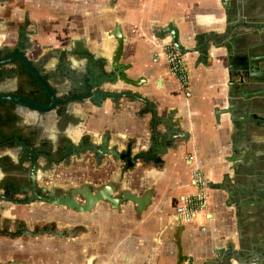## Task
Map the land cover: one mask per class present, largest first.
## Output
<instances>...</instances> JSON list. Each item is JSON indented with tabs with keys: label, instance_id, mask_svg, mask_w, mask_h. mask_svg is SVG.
Here are the masks:
<instances>
[{
	"label": "crops",
	"instance_id": "0c3cea01",
	"mask_svg": "<svg viewBox=\"0 0 264 264\" xmlns=\"http://www.w3.org/2000/svg\"><path fill=\"white\" fill-rule=\"evenodd\" d=\"M239 2L244 16L236 15L233 5L238 1L232 0H0V51L13 53L23 46L25 57L57 98L68 100L61 115L20 106L14 110L16 127L30 139V146L23 143L26 151L42 153L36 157L39 187L47 179L52 184L51 178L57 176L59 168L50 162L59 139L75 147L98 144L106 134L108 145L118 152L133 144L132 153H145L147 141L165 132L166 126L157 119L178 122V134H185L182 141L174 142V149L159 157V164L137 162L124 175L121 190L136 196L150 192L149 205L140 214L130 203L117 211L99 203L91 213L78 214L61 207L53 212L39 206L18 209L1 201L9 206L0 205V264H176L174 212L193 192L188 157L202 162L210 188L207 210L181 225L182 255L202 264L215 260L217 250L228 252L227 245L236 251L239 242L253 239L250 222L256 204L250 194L256 180L264 179V171L259 174L254 168V144L264 146V132L238 135L240 111L214 115V110L228 109V101L238 104L237 97L228 98L229 82L249 84L234 59L235 32L242 30L250 39L256 13L250 0ZM115 28L123 37L118 63L127 68L126 78L145 83L139 87L105 83L100 89L137 94L153 112L130 98L117 104L106 101L100 108L76 100L87 93L90 81L109 74L117 48ZM173 38L188 70L189 98L179 91L164 60V47ZM25 81L7 77L0 81V93H13ZM244 114L250 117L249 107ZM77 157L67 159L73 187L118 182L121 164L111 157L95 161L89 152ZM23 158L20 144L0 148V177L3 168H27L28 164H21ZM35 212H40L38 218L29 216ZM35 221L55 223L59 232L76 231L67 238L9 236L21 223H31L26 229L32 232L41 229L43 225Z\"/></svg>",
	"mask_w": 264,
	"mask_h": 264
},
{
	"label": "water",
	"instance_id": "95a60500",
	"mask_svg": "<svg viewBox=\"0 0 264 264\" xmlns=\"http://www.w3.org/2000/svg\"><path fill=\"white\" fill-rule=\"evenodd\" d=\"M112 36L116 40L117 48L111 63L109 74L106 76H101L99 80L95 79L94 83L93 81H90L86 85V90L88 89L87 93L76 97V100L82 103H85L87 101V103H91L94 107L100 108L102 104L106 101L117 104L119 103L120 99L130 98L135 101H139L146 104L148 106L149 111L153 112V109L150 104L146 100L140 98L137 94H131L127 92L115 93L112 91H103L100 89L101 84L105 83H108L110 86H114L116 82H121L131 87H139L140 85L145 83L143 79L130 80L126 78L125 71L127 70V68L118 63L121 55L123 37L119 34L118 28L114 29ZM171 45L176 51L181 54V50L179 49V45L176 43V39L173 38ZM15 60L21 63L27 73L45 92L49 99V103L47 105H40L25 97L12 93H0V101L13 102L20 107H24L28 110L37 113H48L51 111H55L56 105L58 103L57 95L52 89V87L49 85L45 77L27 60L24 55L23 46L18 47L16 53L10 54L5 58H0V66H6ZM234 87H237V85L231 84L229 82L228 98L230 100L234 97ZM237 103L238 104L234 106L235 103L233 104L231 103V101H228V109H225V111L214 110L215 117L217 118L220 114L231 113L233 112V110L235 112L240 111L241 113H243V115H240L237 118L236 129L238 135H240L241 137H243L244 135L247 136L246 134L249 132V130H253V132H264V126H256V124L253 123L254 120L244 114L245 110H247L248 108V103L242 100H239ZM157 121L166 126L165 132L160 133L158 135H154L152 140L147 141L148 149L145 153L142 151L132 153L133 144L126 145L123 151L118 152L116 146L112 147L108 145V137L106 134H104L98 144H81L72 147L71 151H68L66 155H64L65 157H67L72 154L77 157L78 153L89 152L92 153L93 159L95 161H100L105 156L111 157L113 163L121 164L117 183L107 182L94 188L90 187L87 184H82L78 187L71 188L68 191H60L53 189L46 190L44 188H41V195H37L35 192V174L33 173V171H29L30 187L31 191H33V197L27 200L17 202L16 200L0 196V200H2L3 202H9L13 205H29L33 203V201L37 200L41 203H45L53 207H61L78 214L91 213L95 206L99 203L108 204L109 208L115 211L119 210L121 205L130 203L134 206L135 213L140 214L149 205L150 192H146L142 196H136L129 191L121 190L120 188L123 183L124 175L128 171L133 170L137 162L146 163L147 161H151L154 164H159V157L164 155L167 150L174 149V142L182 141L183 137L185 136V134H178V122L170 123V120L162 119H157ZM245 140L246 142H249V139L247 137ZM16 143L20 144L22 150L26 152L23 143L18 141H16ZM259 144L260 142L254 144V146L256 147ZM43 155L46 156L45 154ZM44 192H47L46 196H43ZM181 229L182 226L178 224L174 230L175 233L173 236V243L176 246V264H193L189 258L182 255L181 247L179 244V234ZM75 231L76 230L74 229L72 232L66 231L65 233H62L57 230L48 229L32 232L28 229H25L20 233V236L37 238L40 236L48 235L55 238H67L72 237ZM227 250L228 252L226 253H224L221 249L217 250V252H215V260H206L202 264H217V262H219V264H231V260L235 261V264H238L235 259V254H238L240 252L241 243H238L236 251H233L232 245H227Z\"/></svg>",
	"mask_w": 264,
	"mask_h": 264
},
{
	"label": "flooded vegetation",
	"instance_id": "af4514ba",
	"mask_svg": "<svg viewBox=\"0 0 264 264\" xmlns=\"http://www.w3.org/2000/svg\"><path fill=\"white\" fill-rule=\"evenodd\" d=\"M237 1L238 4L233 5V11L237 16H244L245 10L241 2H239L240 0H232L233 4ZM250 1L251 8L253 12L256 13L255 20L253 21L255 24L254 34L250 39H247L242 30H236L235 37L238 44V49L236 52H234V59H238L240 69L243 71L242 73L248 76L247 81L249 84L247 85L243 82H240L237 87H234L233 96L237 97L238 101L242 100L248 103L250 110L249 116L254 120L253 123L256 124V126H264V0ZM33 139H35L34 135L31 136V140ZM64 140L65 139L58 140V150L54 154L53 158L51 157L50 163H53V165L58 168L66 170V167L69 164L67 159L72 154L67 157L64 155H66L68 151H71L73 145L69 141ZM42 146L46 149L50 148L48 145ZM35 150L36 149H32L31 152H24V158L22 159L21 164H28L27 168L8 167L4 169V166L1 165L3 166L2 171L4 172V175L0 177V196L16 200L17 202L33 197V191H31L30 187L29 171H33L35 174L37 169L36 157L42 154L41 151ZM255 151L256 155L254 158V168L260 174L262 170L264 171V146H256ZM262 173L264 174V172ZM45 183L46 184L43 187H39L35 178V192L37 195H41V188L46 190L53 189L60 191H68L71 188H75L71 183L53 186L50 184V180L48 179ZM252 187L253 189L251 190L250 196L252 201H254V204H256V213L254 214L253 220L250 222V226L254 231V237L249 243H241L240 252L235 254V259L238 264H264V216L262 217V215H258V213H264V179L262 181L257 179ZM46 195L47 192H44L43 196ZM19 197L24 199H19ZM1 201L2 200H0V202ZM35 202L39 201H33V203ZM4 203L11 204L9 202ZM25 229L26 227L24 224H18L14 229V233L17 231H20L21 233ZM48 229L57 230V224L48 222L45 223L41 229L36 231ZM66 231L67 230L64 229L62 230V233H65Z\"/></svg>",
	"mask_w": 264,
	"mask_h": 264
},
{
	"label": "built area",
	"instance_id": "2783aa9c",
	"mask_svg": "<svg viewBox=\"0 0 264 264\" xmlns=\"http://www.w3.org/2000/svg\"><path fill=\"white\" fill-rule=\"evenodd\" d=\"M164 60L168 73L175 79L179 91L185 98L191 96L188 70L182 55L170 44L164 47ZM190 170V183L193 192L185 196L183 202L174 212L175 221L180 225L189 224L197 216L203 214L208 207L209 181L204 174L202 162L196 158L188 157Z\"/></svg>",
	"mask_w": 264,
	"mask_h": 264
},
{
	"label": "trees",
	"instance_id": "16d2710c",
	"mask_svg": "<svg viewBox=\"0 0 264 264\" xmlns=\"http://www.w3.org/2000/svg\"><path fill=\"white\" fill-rule=\"evenodd\" d=\"M16 52L17 51H14L13 53ZM13 53L0 51V58H5ZM13 75L23 77L26 81L21 83L17 90L12 94L25 97L40 105H47L49 103V99L45 92L27 73L20 62L15 60L6 66H0V81ZM67 102V99H58V103L55 108L57 115H61L63 113V108ZM17 106L18 105L13 102L0 101V148H11L15 146L16 141L25 142L28 146H30V139L24 138L16 127L18 118L15 115L14 110ZM19 234L20 231H17L9 236L14 237Z\"/></svg>",
	"mask_w": 264,
	"mask_h": 264
},
{
	"label": "rangeland",
	"instance_id": "374dc122",
	"mask_svg": "<svg viewBox=\"0 0 264 264\" xmlns=\"http://www.w3.org/2000/svg\"><path fill=\"white\" fill-rule=\"evenodd\" d=\"M53 179V183L52 185L54 186H60L61 184H68V183H71L73 181V176H72V173L69 172V171H66V170H63L61 168H59L57 170V177H53L51 178V180ZM47 180H43V182H41V186H43L44 184H46ZM19 199H24L22 197H19ZM0 205H3V206H9V205H5L4 203L0 202ZM33 206H39V207H42L44 209H46L47 211H56V208L53 207V206H50V205H46V204H43V203H40V202H35V203H32V204H29V205H16L15 207H20L18 209H25V207H33ZM43 214H46V215H53V213H48V212H44ZM29 216L31 217H34V218H38L40 216V212H35L33 215L32 214H29ZM38 225V226H41V225H44L45 223H40L38 221H35ZM31 225V223H26L24 224V226L27 228V226L29 227ZM40 228V227H38ZM37 229V228H36ZM39 230V229H38Z\"/></svg>",
	"mask_w": 264,
	"mask_h": 264
}]
</instances>
